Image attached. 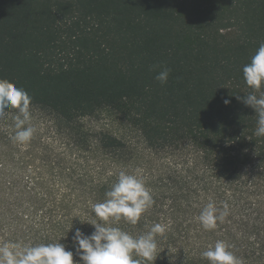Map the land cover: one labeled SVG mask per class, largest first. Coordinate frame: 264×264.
I'll use <instances>...</instances> for the list:
<instances>
[{"label":"trees","instance_id":"1","mask_svg":"<svg viewBox=\"0 0 264 264\" xmlns=\"http://www.w3.org/2000/svg\"><path fill=\"white\" fill-rule=\"evenodd\" d=\"M261 43L264 0H0V79L32 97L37 128L18 144L17 110L0 116V242L64 237L79 260L75 230L91 235L93 204L139 169L155 204L113 226L165 225L154 264H208L217 240L264 264V137L237 98ZM153 65L171 69L167 83ZM210 200L228 216L206 231Z\"/></svg>","mask_w":264,"mask_h":264},{"label":"clouds","instance_id":"2","mask_svg":"<svg viewBox=\"0 0 264 264\" xmlns=\"http://www.w3.org/2000/svg\"><path fill=\"white\" fill-rule=\"evenodd\" d=\"M157 69L155 79L161 84L167 83L171 69L164 65L151 66L152 71ZM242 71L245 83L252 91L237 98L255 110L258 120L254 135L264 137V43L259 45ZM223 102L228 105L231 101L225 99ZM6 109L17 110L14 114L10 113L13 141L18 144L31 142L37 132L32 122V97L8 79H0V116L4 115ZM154 204L152 191L141 170L129 172L122 169L105 192V199L93 204L95 218L84 221L94 227L91 235L84 234L80 229L75 230L72 246L79 260H74L73 251L66 250L67 245L60 243L64 238L61 237L58 242L35 245L17 241L0 242V264H154L158 257L157 237L164 236L167 230L165 225L154 223L138 236L113 226L121 220L136 225ZM227 216V206L221 210L210 200L197 219L204 230L213 231ZM231 247L224 240H217L200 255L208 264H243Z\"/></svg>","mask_w":264,"mask_h":264}]
</instances>
